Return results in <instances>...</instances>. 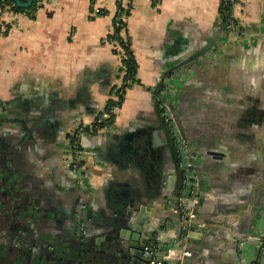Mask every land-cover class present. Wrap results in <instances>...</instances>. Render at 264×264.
Listing matches in <instances>:
<instances>
[{
  "label": "crops",
  "instance_id": "0c3cea01",
  "mask_svg": "<svg viewBox=\"0 0 264 264\" xmlns=\"http://www.w3.org/2000/svg\"><path fill=\"white\" fill-rule=\"evenodd\" d=\"M233 1L237 25L230 32L218 22L222 0H122L132 7L128 33L139 68L113 121L102 126L95 116L123 82L121 56L107 39L118 0H44L35 17L6 6L0 264L18 257L26 263L33 251L48 249L34 244L37 236L73 246L77 235L108 234L101 223L116 215L112 202L127 197L143 199L153 223L163 224L156 239L164 247H176L185 227L182 264H264L257 260L264 232V0ZM161 90L197 156L200 200L189 225L169 202L179 194L181 170L161 116ZM40 123L45 127L35 129ZM81 124L83 167L73 170L66 133ZM30 193L37 201L30 196L34 207L26 208L22 198ZM77 257L88 264L84 254Z\"/></svg>",
  "mask_w": 264,
  "mask_h": 264
},
{
  "label": "water",
  "instance_id": "95a60500",
  "mask_svg": "<svg viewBox=\"0 0 264 264\" xmlns=\"http://www.w3.org/2000/svg\"><path fill=\"white\" fill-rule=\"evenodd\" d=\"M12 1L22 8H28L33 3V0ZM32 130L30 129L29 132ZM19 194L15 190L17 198H20ZM177 199L178 195L173 199L176 205ZM111 205L116 215L108 223H101L102 228L110 230L108 234L103 233L102 236L94 240H90L86 235H77L76 239L70 240L73 246L59 244L49 235L37 236V241L33 242L38 246H54L58 251L60 264H72L76 248L79 247L84 252L88 264H146L149 262V258L144 254V246L151 239L156 238V234L161 231L163 224L153 223L154 214L146 209L145 201L141 198H118ZM260 248L261 244L258 246V250ZM107 249L112 251L107 252ZM100 253H106L107 256H102ZM47 261L49 260L39 253L34 255L32 261L26 263L18 257L16 264H49Z\"/></svg>",
  "mask_w": 264,
  "mask_h": 264
},
{
  "label": "built area",
  "instance_id": "2783aa9c",
  "mask_svg": "<svg viewBox=\"0 0 264 264\" xmlns=\"http://www.w3.org/2000/svg\"><path fill=\"white\" fill-rule=\"evenodd\" d=\"M44 0H38V8L42 5ZM124 19L127 17L122 16ZM119 19V17L117 18ZM236 21L232 17L226 22L225 29L227 31H235ZM6 27L3 28L4 31ZM122 95L124 90L121 91ZM115 99L121 98L120 93L114 95ZM123 100V97H122ZM159 107L161 111V116L167 126L168 131L171 133L177 154L179 157V168L181 170V181H180V191L178 194L176 210L180 213L181 217L187 222V225L195 222L197 218V210L200 200V186L201 178L196 170L197 156L189 148V142L186 136L181 131L175 115L173 113V108L171 107L170 101L167 96H165V90H161L158 94ZM114 109H117L115 107ZM109 115L107 112L104 113V117ZM103 117L100 116L99 119ZM86 128L81 124L75 130L72 131V141L74 150V162L73 167L75 170H80L83 167L82 163V146H81V136L85 132ZM169 202H173L169 199ZM183 232H181L179 240H177L176 247H164L159 239H151L144 246V254L149 258V262L146 264H170L174 262L175 264H182L184 254H188L186 250L185 243H183L185 238V227H183ZM260 250L264 251V232L260 234ZM244 243V240L239 241V246ZM181 247L183 249L182 254H175L176 248Z\"/></svg>",
  "mask_w": 264,
  "mask_h": 264
},
{
  "label": "trees",
  "instance_id": "16d2710c",
  "mask_svg": "<svg viewBox=\"0 0 264 264\" xmlns=\"http://www.w3.org/2000/svg\"><path fill=\"white\" fill-rule=\"evenodd\" d=\"M22 1H26V0H22ZM92 3H94V0H92ZM117 4H118V9L114 19V29L113 32H111L108 35L107 39L114 44L113 51L115 53H119L121 56V66L119 69V75L122 77L123 82L120 86L115 88L116 93H120L121 98L119 99L111 98L110 100H108L105 109L99 111L96 114L94 121L96 124H99V126H102L104 124L113 121L117 110L114 108L115 107L118 108L122 104V97L124 96V94L122 95L121 91L122 89L125 90L131 81H135L139 68V63L136 54L134 52V49L131 45V41L128 33L127 18L124 19L122 17V16L128 17L129 14L131 13L132 7L131 5H129L128 7L125 6L122 0H118ZM6 6H10L11 9L15 12H24L31 17H35L39 5H38V0H33V3L30 7L22 8L16 5V3L12 0H0V16L2 15ZM91 9L92 10L94 9L93 6L91 7ZM106 12L107 10L102 9L99 11V14H104ZM118 17L119 19H117ZM232 17L235 19L234 1L222 0L219 8V19H218L219 24L225 28L226 22ZM1 27L2 25H0V34L2 33L3 35L7 34L10 29V25H7L6 30L4 31H1ZM104 112H107L109 115L104 117L103 116ZM100 116L103 118L99 119Z\"/></svg>",
  "mask_w": 264,
  "mask_h": 264
},
{
  "label": "flooded vegetation",
  "instance_id": "af4514ba",
  "mask_svg": "<svg viewBox=\"0 0 264 264\" xmlns=\"http://www.w3.org/2000/svg\"><path fill=\"white\" fill-rule=\"evenodd\" d=\"M34 127H36L35 129H38V130H42L44 127H43V124H39V125H34ZM72 129L70 130H68V132L66 133V135H67V137L68 138H72ZM68 155H69V161H70V163H71V166H72V168H73V170H74V167H73V162L72 161H74L72 158H74L73 156H74V152H73V141H72V139L70 140V143L68 142ZM31 194L32 193H30V195H28L29 197H27L26 195L22 198V202H24V205L23 206H25L26 208L28 207V208H30V207H34V204L32 205V202H30L31 201V198L32 199H34V200H36L35 198V196L33 197V196H31ZM33 195V194H32ZM30 196H31V198H30ZM37 201V200H36ZM29 203V204H28ZM55 239V238H54ZM53 239V240H54ZM55 242H57L56 240H54ZM58 243V242H57ZM60 244V243H59ZM47 247V246H46ZM48 249H45V247H43V249L41 250V251H33V253H32V258L34 257V255L36 256V254L37 253H41V255H43V254H45V257L50 261V260H53V262L54 263H56V264H60V262L58 261L59 260V256H58V251L56 250V248L54 247V246H52V247H47ZM50 248H52V249H50ZM77 249V251H76V254H74V261L72 262V264H79V258L77 257V255H82V254H84V252L82 251V249L81 248H76ZM82 251V253H80L81 251ZM261 258H263L264 259V251L262 252L261 250H258V257H257V260H260Z\"/></svg>",
  "mask_w": 264,
  "mask_h": 264
}]
</instances>
